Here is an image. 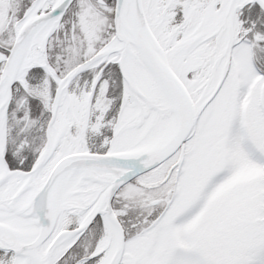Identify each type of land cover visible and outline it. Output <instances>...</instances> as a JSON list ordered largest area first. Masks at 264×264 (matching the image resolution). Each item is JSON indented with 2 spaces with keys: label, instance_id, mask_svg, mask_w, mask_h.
I'll return each mask as SVG.
<instances>
[{
  "label": "snow or ice",
  "instance_id": "snow-or-ice-1",
  "mask_svg": "<svg viewBox=\"0 0 264 264\" xmlns=\"http://www.w3.org/2000/svg\"><path fill=\"white\" fill-rule=\"evenodd\" d=\"M0 264H264V0H0Z\"/></svg>",
  "mask_w": 264,
  "mask_h": 264
}]
</instances>
